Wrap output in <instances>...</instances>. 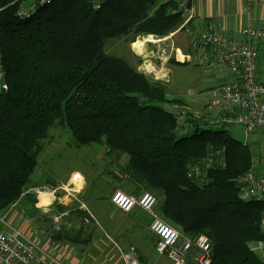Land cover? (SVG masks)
Returning <instances> with one entry per match:
<instances>
[{
    "label": "trees",
    "instance_id": "1",
    "mask_svg": "<svg viewBox=\"0 0 264 264\" xmlns=\"http://www.w3.org/2000/svg\"><path fill=\"white\" fill-rule=\"evenodd\" d=\"M26 0H0V51L7 89H0V214L22 199L37 210L33 177L44 141L58 121L76 145L129 156L128 178L142 191L162 193L160 216L183 236L212 241L211 264H264L250 244L264 240V202L240 196L255 170L253 154L225 127L203 126L178 136L181 99L166 84L109 55L105 41L165 38L184 22L178 0H54L22 16ZM172 63H177L174 59ZM185 64V63H184ZM199 167L198 175L190 170ZM60 218L59 229L54 217ZM50 240L86 245L96 236L80 205L55 203ZM90 218L93 224L85 223Z\"/></svg>",
    "mask_w": 264,
    "mask_h": 264
},
{
    "label": "built area",
    "instance_id": "2",
    "mask_svg": "<svg viewBox=\"0 0 264 264\" xmlns=\"http://www.w3.org/2000/svg\"><path fill=\"white\" fill-rule=\"evenodd\" d=\"M54 0H30L28 5L20 11L22 16L34 14ZM93 9H101L105 0H89ZM184 19L181 29L187 30L193 19V11H182ZM255 23V22H254ZM250 23L235 39L222 31L219 24H212L202 37L192 34V46L200 52L203 63H215L226 68L233 80L230 83L217 86L210 92V99L200 115L191 114L187 105L175 103L171 111L183 117L189 128L193 127L195 119L203 126H244L247 136L258 130H264V81L259 79V58L261 45H264V24ZM153 37V36H152ZM147 41L145 40V43ZM162 61H169L168 55L163 54ZM146 63V62H145ZM143 72L153 75L155 80L168 82L169 77L157 76L155 70L145 66ZM2 56L0 51V80L4 75ZM2 87V89H7ZM199 167L190 170V176L198 175ZM60 190L53 186H44L35 190L36 195L43 192L58 193ZM63 199L73 196L76 190L64 188ZM240 196L246 201L264 202V176L256 170H250L241 179ZM62 201V200H61ZM113 206L124 213H130L140 208L151 218L150 230L157 237L156 250L160 255L167 256L173 264H211L212 241L206 235L195 238L183 236L175 227L169 225L157 213L158 198L152 193L143 191L141 195H130L116 191L111 197ZM15 207L11 206L6 212ZM61 217H54V224L59 229ZM90 218H93L90 215ZM90 218L85 219L89 223ZM264 231V217L261 221ZM251 251L260 257L264 255V240L250 244ZM126 264H141L133 255L125 258ZM0 264H65L63 260L54 256L40 241L28 236L22 229L15 226L8 214L0 215Z\"/></svg>",
    "mask_w": 264,
    "mask_h": 264
},
{
    "label": "rangeland",
    "instance_id": "3",
    "mask_svg": "<svg viewBox=\"0 0 264 264\" xmlns=\"http://www.w3.org/2000/svg\"><path fill=\"white\" fill-rule=\"evenodd\" d=\"M29 2L30 0H26L24 4ZM148 38L139 37L137 41L145 42ZM153 39L158 40L157 37ZM132 47L134 46L130 44L128 37L112 38L105 41V50L109 55L122 58L131 66L136 59L134 51L131 49ZM147 47L149 51L153 49L150 43H145V48ZM135 51L138 50L135 48ZM149 66L155 70L157 76L164 77L168 75V82L164 81L168 98L184 100V104L187 105L191 114L200 115L204 111L202 104L209 101L210 92L215 88L212 77L205 73V65L197 62H193V64H171L168 67L169 74L160 69L152 68L151 63H149ZM178 118L181 126L178 130V136L189 134L191 130L188 127L182 128L185 122L183 117L178 116ZM208 127L210 128V126ZM43 144L44 150L39 156V165L32 180L35 182L38 179L39 184L48 186L53 184L61 186V182H65L64 184L68 185L71 182L72 187L74 184L70 180L71 176L69 175L77 172L83 177V181L87 182V191L84 195L86 200L98 206L100 213V220L97 218L96 222L93 219L97 228L96 236L90 238V242L85 245L87 247L84 249V253L72 248L73 250L71 249L70 253H66L67 258H60L65 264H126L125 258L133 254L132 249H136L133 247L135 243L143 247L147 253L149 252L150 264H173L167 256H162L154 250L153 239L155 236L148 230L151 218H149V221L143 213L139 212L138 217L145 220L142 226L137 228V235L133 236L124 229V226V228H120L114 225L118 220L120 222L127 220V215H122L121 218H112L111 220L108 217V204H112L108 203V199L118 191L115 187L122 188V192L124 191L126 194L133 193L127 190L129 184H133L128 178L129 156L127 154L117 157L116 155L108 154L105 147L95 145L78 147L71 131L61 121H58L57 125L50 130V137ZM246 146L250 148L253 154L256 171L259 175L264 176V130L249 134ZM39 175L41 177H37ZM41 182H44V184ZM134 194L137 193L134 192ZM153 194L159 199L160 196L161 198L163 197L160 192L156 194L154 192ZM26 208V211L20 208L21 221L18 223L20 225L17 224L20 229L27 233L28 236L40 241L49 251V248H52V254L60 257V253L64 255L66 250H63V248L60 250L56 246L57 244L50 240L49 233L52 223L49 221V215L52 212V206H50L48 212H42L41 209H32L30 204L26 205ZM156 211L158 214L160 213L159 204ZM93 222L90 219L88 224H93ZM49 240L50 244L48 243ZM92 245L98 247L96 251L92 250ZM260 258L264 260V255H261Z\"/></svg>",
    "mask_w": 264,
    "mask_h": 264
},
{
    "label": "crops",
    "instance_id": "4",
    "mask_svg": "<svg viewBox=\"0 0 264 264\" xmlns=\"http://www.w3.org/2000/svg\"><path fill=\"white\" fill-rule=\"evenodd\" d=\"M158 4H163L170 0H157ZM180 5V10L185 9H191L193 11V19L188 25V28L191 29V34L187 32V30L179 28L176 32L170 34L169 36L156 40V42H146L150 43L153 46V49L149 51L148 47H143L142 52L135 51V48L132 47L131 49L134 51L133 53L136 56L135 62L133 63V67L137 68L140 72H143L145 66H148L149 63H151L152 68L160 69L161 71H165L167 74H169V65L176 64L172 63L171 61H168L167 63L162 61L163 54L168 55L169 60L174 59L179 64H187L197 62L201 65L206 66V74L208 76H211L213 79V82L215 83V87H219L221 85L230 83L233 80L232 75H230L229 71L215 63L210 64H203L201 59V54L199 51H197L192 46V34L197 37H202L205 32L208 30L209 26L216 23L219 24L222 28V31L227 34L228 36L238 39L240 31L247 25H249L251 22L254 23V25H262L264 24V0H178ZM150 37V36H148ZM152 37V36H151ZM155 36H153L154 38ZM134 45V43H133ZM146 62V63H145ZM259 79L261 81H264V45H261V52H260V58H259ZM154 65V67H153ZM162 66L163 69H162ZM144 73V72H143ZM165 75V74H164ZM163 75V76H164ZM163 81V80H162ZM176 99V98H175ZM184 101V100H183ZM209 101H207L208 103ZM207 103L205 102L203 105V110L206 108ZM256 170V168H255ZM77 173V172H75ZM70 174L71 176L70 180L72 181L73 174ZM79 174V173H78ZM42 175V174H41ZM41 175L37 177H41ZM38 179L35 180L34 183H38ZM44 184V182H41ZM65 182H61V186H56L53 184V187L58 188L60 191L58 193H52V192H43L42 194H45L49 200V203L44 206H40V195H37V209H41L42 212H48L50 210V206H53L55 203L63 204V205H74L78 204L80 205L81 209L87 211L93 219H99V208L98 206L94 205L93 203H90L85 198V192L87 191V182L83 181V184L81 187L77 188V186L74 184L72 187L76 190V193L73 194V196L67 197L65 199V191H63L64 188L71 189V182H69L68 185L64 184ZM47 185H35L30 192L35 193V190L42 188ZM51 186V185H50ZM116 190L122 191V188L115 187ZM128 191H132L130 195H136L139 196L143 192L133 184H129ZM124 192V191H123ZM122 192V193H123ZM136 192L137 194H134ZM62 200V201H61ZM111 203V197L108 199V203ZM26 205H28L26 199H22L19 203L15 205V207L9 211L1 213L2 215L8 214V217L10 221L17 227H19L18 223H20L21 218V210L26 211ZM40 207V208H39ZM21 208V210H20ZM108 217L111 220L112 218L119 217L121 218L122 215H127L128 219L124 222H116L114 225L119 226L120 228L123 227L125 230L130 232L133 236L137 235V228L141 227L144 220L138 217V213H143L148 219L150 216H148L147 213L143 212L140 208H135L130 213H124L120 211L119 209L115 208L113 204H108ZM44 212V213H45ZM150 221V219H149ZM97 222V220H96ZM18 224V225H17ZM20 228V227H19ZM148 230H150V226L148 225ZM155 236V235H154ZM152 239V238H151ZM44 241V240H43ZM135 242V240H133ZM154 244V250H156V243H157V237L153 239ZM50 244V240L48 241ZM61 250L65 249V254L63 255L60 253L61 257L58 255H54L58 258L66 257V253H70V250L77 249L81 253H84V249H86L87 246L80 245L77 247V245L73 244H57ZM61 246V247H60ZM136 249H132L134 256H137V259L141 261L142 264H150L149 257L147 251L141 247L138 246V244L135 243L133 246ZM98 247L96 245H92V250L96 251ZM52 253V248H49ZM72 249V250H73ZM158 253V252H157ZM85 255V254H84ZM150 256V255H149ZM67 258V257H66ZM150 259L152 260L151 256ZM152 264V263H151Z\"/></svg>",
    "mask_w": 264,
    "mask_h": 264
},
{
    "label": "water",
    "instance_id": "5",
    "mask_svg": "<svg viewBox=\"0 0 264 264\" xmlns=\"http://www.w3.org/2000/svg\"><path fill=\"white\" fill-rule=\"evenodd\" d=\"M7 85V74L4 73V75H2V78L0 80V89H2V87H6ZM224 131L229 133L230 135H232L233 139L235 140V142H237L240 145H246L247 142V132H246V127L244 126H226L224 128Z\"/></svg>",
    "mask_w": 264,
    "mask_h": 264
},
{
    "label": "bare ground",
    "instance_id": "6",
    "mask_svg": "<svg viewBox=\"0 0 264 264\" xmlns=\"http://www.w3.org/2000/svg\"><path fill=\"white\" fill-rule=\"evenodd\" d=\"M146 41H148V42H156V40L155 39H153V37H149L148 39H146ZM134 48H136L139 52H142V50H143V47L145 46V42H141V40H138V41H136L135 43H134ZM83 177L80 175V174H78V173H75V174H73V176H72V182H73V184H75L77 187H81V185L83 184ZM49 203V200H48V198H47V196L45 195V194H42L41 196H40V206H44V205H47Z\"/></svg>",
    "mask_w": 264,
    "mask_h": 264
}]
</instances>
